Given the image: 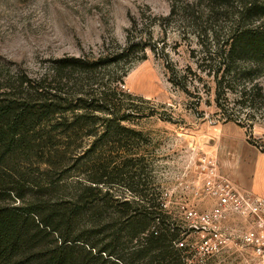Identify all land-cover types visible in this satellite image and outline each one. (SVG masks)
I'll use <instances>...</instances> for the list:
<instances>
[{"label": "rangeland", "instance_id": "1", "mask_svg": "<svg viewBox=\"0 0 264 264\" xmlns=\"http://www.w3.org/2000/svg\"><path fill=\"white\" fill-rule=\"evenodd\" d=\"M245 1L251 0H0V85L16 86L20 78L45 75V82H58L52 79L53 62L82 56L93 61L106 54L114 58L130 41L132 46L121 63L100 64L88 74V82L116 88V97L129 114L126 120H118L123 127L119 126L117 134L99 145L107 150L108 158L120 148L142 156L144 175L164 196L167 208L207 230L201 215L214 206L216 198L206 186L204 160H215L218 172L239 186L223 161L264 166V153L247 136L249 128L264 143V58L255 62L257 57L248 56L228 62L216 54L218 48L228 49L226 40L235 23L239 29L264 33V11L245 12ZM257 5L264 6V0ZM224 64L229 72L224 71ZM217 69L218 77L213 73ZM61 72L74 82H86L84 70ZM93 140V136L72 134L69 150L60 147L63 153L40 146L29 159L20 156L16 175L23 184V199L13 195L1 203L19 206L33 200L46 213L71 206L76 181L86 176L80 172L82 161L74 162L73 151L82 152ZM261 182L258 179L254 184ZM120 192L129 194L125 187ZM84 224L81 218L71 236ZM220 226L223 242L207 237L219 245L209 248L200 234L195 242L199 255L211 252L214 264H260L240 242L238 234L246 227L243 219L230 213ZM62 238L60 231L47 232L33 248L42 251L38 259L28 258V246L26 253L0 260V264H46L45 253ZM87 256L76 244L72 264H83Z\"/></svg>", "mask_w": 264, "mask_h": 264}, {"label": "trees", "instance_id": "2", "mask_svg": "<svg viewBox=\"0 0 264 264\" xmlns=\"http://www.w3.org/2000/svg\"><path fill=\"white\" fill-rule=\"evenodd\" d=\"M257 1H245V12L263 13L264 6L257 5ZM238 25L235 23L228 35V49L218 48L216 54L222 61L249 56L257 57L253 59L259 62L264 58V33L239 29ZM131 46L129 41L114 58L106 54L93 61L86 56L55 61L52 79L58 82H45V75L39 79L20 78L16 86L0 85V260H12L20 252L26 253L28 246V258L38 259L42 251L33 248L42 243L47 232L60 231L63 238L45 253L46 264H72L76 244L88 255L83 264H214L211 252L201 256L195 248L200 234L206 241L213 232L189 224L185 216L174 215L167 208L164 196L144 175L143 157L120 148L108 158L107 150L99 145L101 140L117 134L119 126L123 127L118 120H126L129 114L117 99L116 88L104 82H88V74L100 64L118 65ZM63 69L70 73L84 70L86 82H74L72 76L61 72ZM217 71L213 72L216 77ZM224 71L229 72L230 67L225 65ZM224 76L218 81L219 89ZM46 127L51 131H45ZM53 131L57 134L52 135ZM72 134L78 138L93 136L94 140L82 152L79 148L73 151L74 162L82 161L80 172L86 176L76 181L78 189L71 206L46 213L33 200L19 206L1 203L13 195L23 199V184L16 175L20 156L29 159L40 146H52L63 153L60 147L69 150ZM247 136L264 152V143L249 128ZM92 156L96 160H89ZM122 187L129 194L123 195ZM81 218L85 220L83 229L71 236Z\"/></svg>", "mask_w": 264, "mask_h": 264}, {"label": "built area", "instance_id": "3", "mask_svg": "<svg viewBox=\"0 0 264 264\" xmlns=\"http://www.w3.org/2000/svg\"><path fill=\"white\" fill-rule=\"evenodd\" d=\"M204 161L203 168L208 176L206 186L216 198L214 206L201 215L204 229L211 230L215 240L221 244L220 222L230 213L236 214L246 222V227L238 234L241 244L250 249L260 264H264V196L238 188L230 178L218 172L215 160ZM205 243L211 248L219 247L216 242L211 244L206 240Z\"/></svg>", "mask_w": 264, "mask_h": 264}, {"label": "crops", "instance_id": "4", "mask_svg": "<svg viewBox=\"0 0 264 264\" xmlns=\"http://www.w3.org/2000/svg\"><path fill=\"white\" fill-rule=\"evenodd\" d=\"M262 152V151H261ZM264 153V152H262ZM225 167L233 172L234 177L236 176V181L240 182L241 185H237L233 179L231 181L236 184L237 187L243 190H250L253 193L264 196V166H260L256 163L253 164H239L231 161H223ZM245 163V162H243ZM223 165V164H222ZM221 167V166H220ZM221 171L227 174L223 167L220 168ZM232 176V175H231ZM258 179H262V182L258 185L254 184Z\"/></svg>", "mask_w": 264, "mask_h": 264}]
</instances>
